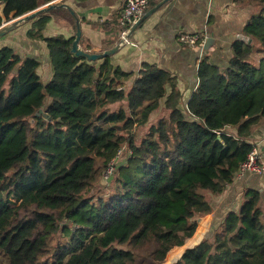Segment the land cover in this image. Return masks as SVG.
Returning a JSON list of instances; mask_svg holds the SVG:
<instances>
[{"label": "trees", "instance_id": "obj_1", "mask_svg": "<svg viewBox=\"0 0 264 264\" xmlns=\"http://www.w3.org/2000/svg\"><path fill=\"white\" fill-rule=\"evenodd\" d=\"M234 1L257 10L226 70L199 62L184 110L174 76L143 63L125 90L132 74L110 56L96 66L71 52L73 38H45L48 17L33 19L27 32L46 43L48 83L38 60L0 48V255L7 264H164L194 235L199 217L212 211L202 192L219 195L232 182L253 148L252 128L264 120V0ZM0 4V25L39 7L37 0ZM253 45L263 55L258 65ZM162 99L168 117L137 137ZM111 182L108 194L92 193ZM55 236L63 240L53 243ZM171 264H264L259 192L245 193L212 242L186 248Z\"/></svg>", "mask_w": 264, "mask_h": 264}, {"label": "crops", "instance_id": "obj_2", "mask_svg": "<svg viewBox=\"0 0 264 264\" xmlns=\"http://www.w3.org/2000/svg\"><path fill=\"white\" fill-rule=\"evenodd\" d=\"M37 1L39 4L37 9L53 6L50 12L39 16L48 17L42 31L45 38L74 39L77 22L66 8L61 7L66 5L74 12L78 21L81 33L78 45L81 50L102 53L118 43L120 35L118 18L125 0H53L49 3ZM161 1L152 0L144 14ZM256 10L255 6L240 5L234 0L166 1L136 28L130 40L110 56V61L115 67L132 74L124 84L125 90L130 88L143 63L153 64L168 72L176 78V87L181 95L178 107L184 110L198 85L199 62L206 58L220 71L226 70L233 56L232 44L243 35L250 15ZM1 11L0 4V15ZM33 21L23 23L0 38V48L6 46L21 58L30 57L38 60L40 64L37 74L46 84L51 80L53 71L46 43L27 37ZM180 34H201L205 42L211 38L210 47L205 50L203 47L182 44L177 38ZM251 57L260 59L262 54L256 53L253 49ZM101 62L102 59L92 63L97 66ZM167 91L169 92V89ZM164 101L165 99L159 101L160 106L152 112L150 121L152 117L154 120L168 117L170 110L166 109ZM246 141L256 149L259 155L258 162L264 166V120L252 128ZM249 190L259 192L264 202V172L235 175L221 194H210L209 201L206 199L212 208L208 220L204 222L203 218L198 219V224L199 221L204 222V228H208L206 232L203 230L202 235L217 234L226 216L239 211L245 200V193Z\"/></svg>", "mask_w": 264, "mask_h": 264}, {"label": "built area", "instance_id": "obj_3", "mask_svg": "<svg viewBox=\"0 0 264 264\" xmlns=\"http://www.w3.org/2000/svg\"><path fill=\"white\" fill-rule=\"evenodd\" d=\"M152 0H125L124 7L119 14L118 25L120 29L119 40L124 38L129 29L134 23L142 17L147 9V6ZM178 41L190 47L202 48L205 43V38L201 34L178 35ZM121 154L118 152L117 156ZM259 155L256 149L252 148L247 154L246 159L239 165L236 175H244L245 173L261 174L264 172V166L259 162ZM115 170V158L110 162L108 168L103 173L104 180L107 181Z\"/></svg>", "mask_w": 264, "mask_h": 264}, {"label": "water", "instance_id": "obj_4", "mask_svg": "<svg viewBox=\"0 0 264 264\" xmlns=\"http://www.w3.org/2000/svg\"><path fill=\"white\" fill-rule=\"evenodd\" d=\"M166 1H169V0H162L160 4H163ZM160 4L157 5L156 7H154L152 10L148 11L147 13H145L140 19H138L134 23V25L129 29V31L126 33L125 37L120 39L118 41V43L112 49H109V50L104 51L102 53H88V52L83 51V50H81L79 48L78 42H79L81 33H80V29L78 27V21H77L75 15H74V12L69 7H67L66 5H61V7H64V8H66L69 11V13L74 17V19L77 22V30H76L74 39H73V41L71 43V48H70L71 52L75 56L82 57V58H84V59H86L88 61H91V62H96V61H98L100 59H103V58H105L107 56L113 55L118 50V48L120 46L125 45L126 42L130 40V37L133 34V32L136 30V28L138 26H140L150 15H152L159 8ZM52 8H53V6L42 7V8L36 9V10H34L32 12H29L27 14H24V15H22L20 17H17L15 19H12V20H10V21H8L6 23L1 24L0 25V38L5 36L9 32L13 31L14 29L19 27L23 23L31 21V20L39 17L40 15H42L44 13L50 12L52 10ZM244 40H246V38H244ZM210 42H211V38H209L204 43L203 48L205 50H207L210 47ZM247 43L250 44L251 40L248 39ZM38 112L40 113V112H42V110H39Z\"/></svg>", "mask_w": 264, "mask_h": 264}, {"label": "rangeland", "instance_id": "obj_5", "mask_svg": "<svg viewBox=\"0 0 264 264\" xmlns=\"http://www.w3.org/2000/svg\"><path fill=\"white\" fill-rule=\"evenodd\" d=\"M256 7V6H255ZM256 9V8H255ZM256 45V44H254ZM253 45V49L256 50V46ZM263 56V55H262ZM252 58V57H251ZM258 58L257 57H253L252 58V63H257L256 65H258V62H259V59L257 60ZM42 79H43V76H42ZM44 80V79H43ZM42 81V80H41ZM157 119L154 120V118L152 117V120L148 123L147 126L145 127H140V128H136L134 131L136 133V136L139 137L140 135H143L145 133H147V130L149 129V125H152ZM253 127V126H252ZM140 138V137H139ZM248 139V138H247ZM139 139H137L138 141ZM127 147V146H126ZM127 148H124L123 150V154L125 155V151H126ZM104 183H101V184H97V187H95L92 191V193L94 195H105V194H108L112 189H113V183H109L107 186H104L103 185ZM203 196L205 199H210L211 196L209 194V192H206V191H203L202 192ZM209 201V200H208ZM210 215V214H209ZM209 215H204L202 217H199L200 219L203 218L204 222H206V220H208V217ZM198 221V220H197ZM199 221V224L196 228V231L194 233V235L183 245V246H180V247H174L167 255H166V259H165V263L164 264H171L173 263L182 253L183 251L188 248V247H191V246H194L196 244H199L202 240H207L208 242H212L214 240V237L215 235L212 234L211 236H208V235H205L203 236L202 235V232L203 230L205 229V232L207 231L206 229H208L207 227L204 228L203 226V223L204 222H201ZM216 230H218V228H216ZM204 234V233H203ZM201 236V238H200ZM58 240L59 242L63 240V237H60L59 236V239H58V236H55L53 238V243H55V241ZM58 243V242H57ZM0 264H7V261L6 259L0 255Z\"/></svg>", "mask_w": 264, "mask_h": 264}]
</instances>
